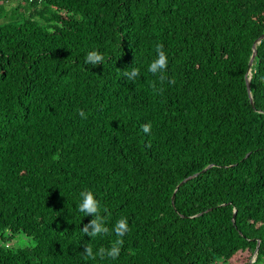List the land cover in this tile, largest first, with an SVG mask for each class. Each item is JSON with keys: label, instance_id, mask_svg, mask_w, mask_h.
<instances>
[{"label": "trees", "instance_id": "1", "mask_svg": "<svg viewBox=\"0 0 264 264\" xmlns=\"http://www.w3.org/2000/svg\"><path fill=\"white\" fill-rule=\"evenodd\" d=\"M8 1L0 264H264V0ZM85 188L104 233L81 230Z\"/></svg>", "mask_w": 264, "mask_h": 264}, {"label": "clouds", "instance_id": "2", "mask_svg": "<svg viewBox=\"0 0 264 264\" xmlns=\"http://www.w3.org/2000/svg\"><path fill=\"white\" fill-rule=\"evenodd\" d=\"M102 59L101 53L93 49L89 51L86 55V60L90 62H97ZM168 62L167 55L163 50L162 46L156 45V52L153 59L147 64V70L152 73L161 72V79H163V70L165 69ZM138 70L133 67L130 73H127L129 77L136 75ZM80 115H84L83 110H79ZM141 128L144 132H149L151 128V122H146L141 125ZM80 200L78 203V210L85 213L86 215L91 216V219L88 223L84 224L81 230L89 235H96L106 232L107 225L104 222V217L100 213L99 201L95 198L94 193L90 189H82L79 193ZM127 228L126 218L120 217L115 220L113 224V230L117 233L122 234ZM100 253H106L109 256H114L118 252V248L113 246L108 249L100 248L98 250ZM88 255H94L91 247L86 248Z\"/></svg>", "mask_w": 264, "mask_h": 264}, {"label": "water", "instance_id": "3", "mask_svg": "<svg viewBox=\"0 0 264 264\" xmlns=\"http://www.w3.org/2000/svg\"><path fill=\"white\" fill-rule=\"evenodd\" d=\"M263 38H264V33H263L262 35H260V36L254 41V43H253V45H252V54H251L250 59H249V61H248V72H249L250 69H251V66H252V64H253V59H254L255 54H256V48H255V46H256V44H257L261 39H263ZM245 80H246V88H247V92H248V94H249L250 103H252V98H251V95H250V88H249V76H246V79H245ZM247 155H248V154H247ZM247 155H246V156H247ZM246 156H245V157H246ZM193 176H194V175L189 176V177H187L186 179L180 181L179 184L176 186L175 191L177 190V188H178L180 185H182L186 180L190 179V178L193 177ZM175 191H174V193H175ZM174 193L172 194V197H171V203H172V204H174ZM234 216H235V210L233 211V214H232V222H234ZM256 247H258V244H257ZM256 250H257V248H256ZM250 262H252V261H250Z\"/></svg>", "mask_w": 264, "mask_h": 264}, {"label": "rangeland", "instance_id": "4", "mask_svg": "<svg viewBox=\"0 0 264 264\" xmlns=\"http://www.w3.org/2000/svg\"><path fill=\"white\" fill-rule=\"evenodd\" d=\"M17 4H21V0H10L7 2V8L8 7H14ZM32 244V241L30 239H27L25 236L23 235H17L16 238H14L13 240L7 241L4 245L7 247H11V246H27ZM253 259V258H252ZM218 264H223L222 262H218Z\"/></svg>", "mask_w": 264, "mask_h": 264}, {"label": "built area", "instance_id": "5", "mask_svg": "<svg viewBox=\"0 0 264 264\" xmlns=\"http://www.w3.org/2000/svg\"><path fill=\"white\" fill-rule=\"evenodd\" d=\"M253 260H254V258L251 261H253Z\"/></svg>", "mask_w": 264, "mask_h": 264}]
</instances>
